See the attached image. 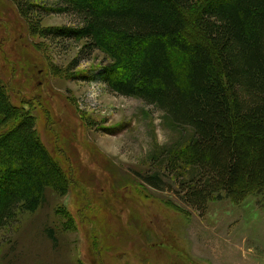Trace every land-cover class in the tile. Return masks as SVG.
Masks as SVG:
<instances>
[{
  "label": "rangeland",
  "instance_id": "374dc122",
  "mask_svg": "<svg viewBox=\"0 0 264 264\" xmlns=\"http://www.w3.org/2000/svg\"><path fill=\"white\" fill-rule=\"evenodd\" d=\"M76 24L65 13L24 16L0 0V81L34 118L67 190L47 188L34 211L0 229V264H264L261 196L223 194L200 213L171 177L163 181L172 190L143 181L155 170L153 150L176 133L155 106L107 88L101 51L44 36Z\"/></svg>",
  "mask_w": 264,
  "mask_h": 264
},
{
  "label": "trees",
  "instance_id": "16d2710c",
  "mask_svg": "<svg viewBox=\"0 0 264 264\" xmlns=\"http://www.w3.org/2000/svg\"><path fill=\"white\" fill-rule=\"evenodd\" d=\"M12 1L24 16L76 17L44 36L85 40L110 59L101 74L110 91L162 111L176 139L153 150L146 184L172 190L163 181L171 177L200 213L223 194L264 201V0ZM65 185L34 118L0 81V229L34 211L47 188L63 194Z\"/></svg>",
  "mask_w": 264,
  "mask_h": 264
}]
</instances>
